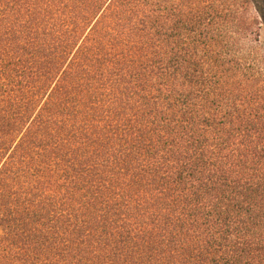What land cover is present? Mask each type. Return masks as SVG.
Returning <instances> with one entry per match:
<instances>
[{
  "label": "trees",
  "instance_id": "16d2710c",
  "mask_svg": "<svg viewBox=\"0 0 264 264\" xmlns=\"http://www.w3.org/2000/svg\"><path fill=\"white\" fill-rule=\"evenodd\" d=\"M0 264H264V0H0Z\"/></svg>",
  "mask_w": 264,
  "mask_h": 264
}]
</instances>
